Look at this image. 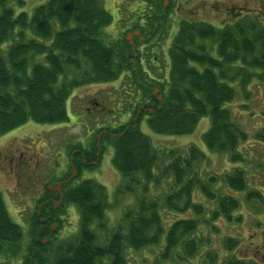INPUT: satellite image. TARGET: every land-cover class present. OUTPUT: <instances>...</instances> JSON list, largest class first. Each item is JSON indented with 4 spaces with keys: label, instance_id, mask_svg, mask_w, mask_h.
Returning <instances> with one entry per match:
<instances>
[{
    "label": "trees",
    "instance_id": "trees-1",
    "mask_svg": "<svg viewBox=\"0 0 264 264\" xmlns=\"http://www.w3.org/2000/svg\"><path fill=\"white\" fill-rule=\"evenodd\" d=\"M7 1L0 0V136L30 121L52 125L67 123L70 120L67 103L77 87L116 81L120 74L128 72L124 78L129 79L130 86L116 89L114 101L121 107L129 103V107H134V115L126 123L99 131L101 147L112 148V165L123 180L117 193H133L144 181L143 191L147 193V184L157 180L153 170L162 161V155L141 129L145 118L149 129L156 134L183 136L192 134L201 119L209 117L210 128L203 136L205 147L228 155L234 164L244 161L239 147L251 135L226 105L242 95L249 100L248 88L254 81L264 85V24L257 16L251 20V11H240L243 15L236 22L223 27L181 22L169 48V78L158 86L141 67L135 45L126 38L115 43L105 39L104 31L113 24L114 17L102 0H49L37 7L32 17L24 12L15 14ZM143 1L154 9L148 19L149 29L138 25L130 31L139 30L143 36L154 38L161 34L170 9L165 5L167 0ZM147 31L150 33L145 34ZM135 40L143 43L138 37ZM206 42H211L213 47ZM153 87H158L157 94ZM139 92L145 104L135 108L138 102L134 93ZM257 136L264 138L261 134ZM89 148L85 150L79 146L74 155L75 165L77 160L81 163L84 159L87 162L96 159L97 143ZM168 156L172 161L161 174L171 173L173 192L163 200L141 198L137 208L128 210L124 216V221L129 222L127 231L119 227L104 243H99L97 230L107 228L106 187L92 179L79 183L67 181L62 185V205L56 209L49 199L55 195L53 197L58 200L60 196L49 187L56 188L58 181L67 180L70 175L49 185L46 190L49 197L42 200L31 218L33 239L23 264L48 263V255L53 252L47 248L45 240L53 243L56 231L63 226L58 215L71 206L79 211L78 238L58 244L53 264H101L106 261L127 264L128 249L157 246L164 236L163 258L175 256L187 262L200 254L202 247L212 244L205 232L219 233L217 221L241 222L236 213L242 201L249 203L254 199L246 191L247 177L242 167L235 168L222 179L228 187L244 195V200L218 195L212 189L218 178L203 179L198 175L196 166L206 158L205 152L198 147H191L186 158L173 153ZM255 192L257 198H264L259 191ZM198 194L209 202L215 201L216 207L210 210L197 200ZM164 210L191 216L177 218L168 224L162 215ZM43 218L46 220L42 221ZM55 223L57 230L52 228ZM23 238V228L10 216L0 192V255L5 251L14 250L15 253ZM224 242L228 252L239 246L235 237H227ZM218 256L217 250H210L206 254V264H217ZM222 264L260 263L232 257Z\"/></svg>",
    "mask_w": 264,
    "mask_h": 264
},
{
    "label": "rangeland",
    "instance_id": "rangeland-1",
    "mask_svg": "<svg viewBox=\"0 0 264 264\" xmlns=\"http://www.w3.org/2000/svg\"><path fill=\"white\" fill-rule=\"evenodd\" d=\"M49 0H8V7L15 14L22 12L32 17L34 10L44 5ZM105 8L114 17V22L104 32L109 42L128 39L134 41L140 56L141 67L154 78L155 84L162 85L163 80L169 78L170 57L169 48L177 35L180 24L183 21L193 23H207L215 27H223L233 24L241 15L239 13L251 11V20L258 19L264 24V0H167L169 16L164 21L161 34L155 36L152 42L138 43L135 38H129L133 28L140 25L149 29L148 19L152 16L153 8L146 5L143 0H102ZM172 2V5H170ZM150 33L147 31L145 34ZM210 47L211 42H206ZM133 45V46H134ZM212 55H216L213 49ZM169 64V66L167 65ZM167 65V66H166ZM126 73L120 74L116 81L107 83L85 84L77 87L72 95L73 99L68 102L70 122L64 124H38L33 121L0 136V192L3 194L5 204L10 216L23 228L24 238L18 244L15 253L5 251L0 255V264H23L28 249L32 244L31 218L36 207L42 202L47 187L56 184L63 176L70 174H57L60 167L66 169L73 152L83 146L86 150L93 143L102 144V134L99 133L106 127H115L126 123L133 115V108L129 103L121 107V104L113 101L116 89L122 85H129ZM124 78V79H123ZM152 89H158L153 87ZM249 100L245 96L238 97L231 104L226 105L233 113L234 118L250 133L247 141L239 147L244 161L234 164L226 154L212 152L205 147L203 136L210 128V118L201 119L192 134L160 135L151 131L146 123V118L141 124V129L152 141L153 146L162 155V161L153 172L157 175L155 182L149 183L147 193L143 191L145 181L140 184L133 193H117L123 180L121 175L112 165L113 150L111 147H103L100 161L93 170L79 175L76 180L79 183L83 179H92L106 187L108 191L109 207L106 211V229L97 230L99 243H104L108 237L119 227L127 231L129 222L124 221L128 210L137 208L141 198L146 200H163L173 192V177L171 173H163L174 156H188L189 149L193 146L205 152L206 158L196 166L198 175L203 179L216 177L218 180L212 189L219 194H227L235 197L244 195L228 187L222 176L232 174L235 168L246 172V191L254 197L249 203L242 201L236 216L241 217L240 223H228L226 219L216 222L220 227L219 233L205 232L211 238L212 244L202 247L200 254L187 262H182L177 257L164 259L162 254L165 250V236L157 246H150L141 250L126 251L127 264H206V254L210 250L218 251L217 264L227 261L232 257L264 264V198L256 197L255 190L264 197V85L254 81L248 88ZM159 91H157L158 93ZM142 93H134L136 107L145 104ZM129 97V96H127ZM109 101V102H108ZM135 101V102H136ZM96 103H98L96 105ZM133 103V100H131ZM71 104V105H70ZM245 104H248L245 106ZM71 107V109H70ZM104 107L107 109L104 110ZM246 108V109H245ZM110 111H109V110ZM111 110H115L112 112ZM126 115L120 119V111ZM122 121V122H121ZM96 138L101 141L95 142ZM165 167V168H164ZM44 170V171H43ZM80 177V178H79ZM59 182V181H58ZM55 187V186H54ZM253 192V193H252ZM197 200L208 206L210 210L216 207L215 201L209 202L206 198L197 195ZM59 207V206H58ZM68 214L63 226L57 230L52 244L46 239L47 248L53 252L47 264H53L57 253L58 244L70 243L78 238L79 234V211L73 206L72 210H63L62 214ZM163 218L171 224L177 218H187L191 215L174 214L162 211ZM167 228V227H166ZM227 237H235L239 240V246L232 252L225 248ZM226 250V251H225ZM109 261L101 264H109Z\"/></svg>",
    "mask_w": 264,
    "mask_h": 264
},
{
    "label": "flooded vegetation",
    "instance_id": "flooded-vegetation-1",
    "mask_svg": "<svg viewBox=\"0 0 264 264\" xmlns=\"http://www.w3.org/2000/svg\"><path fill=\"white\" fill-rule=\"evenodd\" d=\"M139 39H141V41L142 42H145V41H147L148 40V42H152L154 39H155V37L153 38L152 37V35H148L147 37H145V36H143L142 35V33H140V35L139 36H137ZM134 38V37H133ZM131 43L134 45V41H131ZM140 63H141V60H140ZM142 64V63H141ZM146 71V70H145ZM147 72V71H146ZM128 74V72H126V74L125 75H127ZM124 79V78H123ZM129 93V92H128ZM114 101V100H113ZM109 102V101H108ZM98 103H96V105H97ZM109 110V109H108ZM103 111H107V109L104 107V110ZM111 111H113V110H111ZM126 115V113H124L123 114V117ZM99 139V138H98ZM99 141H101L100 139H99ZM98 150H97V152H96V159L95 160H93V161H90V162H87L85 159L80 163V162H77L76 161V165H75V160H76V158H75V153L76 152H78L77 150H75L74 152H73V155L71 156V159L69 160V163L68 164H66V169L62 166V167H60V169L58 170V173L57 174H70V176H69V178L67 179V180H64V181H60V182H58L57 184H61V188H60V192L59 191H52L53 193H55V192H57L58 194H59V199L58 200H56L55 199V197H53V196H55V195H53L52 197H50V201L52 202V203H54V205H55V207H56V209H58V208H60L61 207V205H62V202H63V195H62V185L64 184V183H66L67 181H74V183H77L76 182V180L78 179L77 177L79 176L78 174H86V172L87 171H90L91 169H87L86 168V166H91V167H93V168H96L97 167V165H98V162H99V160H100V154H101V151H102V147H101V143L99 142L98 144ZM90 148L88 147V148H86V150H89ZM44 171V170H43ZM63 177H66V175L65 176H63ZM61 179V178H60ZM46 193H45V196H44V198H46ZM47 197H49V196H47ZM43 198V199H44ZM44 204V203H43ZM59 206V207H58ZM72 207L73 206H71V207H67L66 208V211L68 212V210H72ZM68 215H70V213H68V214H59L58 215V219H59V221L60 222H64V220H66L67 218V216ZM46 219H42V221H45ZM53 225H57L56 223L55 224H53ZM53 225H52V228H53Z\"/></svg>",
    "mask_w": 264,
    "mask_h": 264
},
{
    "label": "water",
    "instance_id": "water-1",
    "mask_svg": "<svg viewBox=\"0 0 264 264\" xmlns=\"http://www.w3.org/2000/svg\"><path fill=\"white\" fill-rule=\"evenodd\" d=\"M134 34L139 35L140 33H139V31H136ZM129 38H132V35H129ZM155 93H157V91ZM60 185L61 184H58V187L56 188L57 191H60ZM50 190H52V188H50Z\"/></svg>",
    "mask_w": 264,
    "mask_h": 264
}]
</instances>
